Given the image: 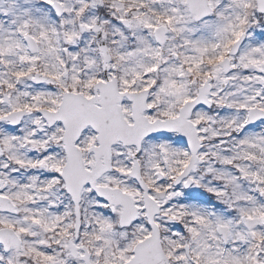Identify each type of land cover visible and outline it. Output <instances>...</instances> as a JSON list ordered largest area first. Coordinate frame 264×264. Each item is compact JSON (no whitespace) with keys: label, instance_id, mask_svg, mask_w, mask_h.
I'll list each match as a JSON object with an SVG mask.
<instances>
[{"label":"snow or ice","instance_id":"snow-or-ice-1","mask_svg":"<svg viewBox=\"0 0 264 264\" xmlns=\"http://www.w3.org/2000/svg\"><path fill=\"white\" fill-rule=\"evenodd\" d=\"M0 264H264V0H0Z\"/></svg>","mask_w":264,"mask_h":264}]
</instances>
